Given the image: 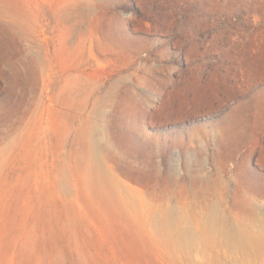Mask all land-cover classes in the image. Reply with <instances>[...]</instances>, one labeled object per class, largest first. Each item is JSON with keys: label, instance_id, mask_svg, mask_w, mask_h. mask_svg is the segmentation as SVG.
Listing matches in <instances>:
<instances>
[{"label": "rangeland", "instance_id": "374dc122", "mask_svg": "<svg viewBox=\"0 0 264 264\" xmlns=\"http://www.w3.org/2000/svg\"><path fill=\"white\" fill-rule=\"evenodd\" d=\"M0 264H264V0H0Z\"/></svg>", "mask_w": 264, "mask_h": 264}]
</instances>
